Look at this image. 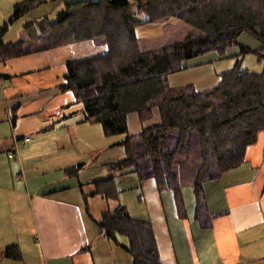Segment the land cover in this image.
<instances>
[{"label": "crops", "instance_id": "0c3cea01", "mask_svg": "<svg viewBox=\"0 0 264 264\" xmlns=\"http://www.w3.org/2000/svg\"><path fill=\"white\" fill-rule=\"evenodd\" d=\"M23 1L0 0V30L7 27L0 45L10 49L7 55L0 51V264H132L87 211V187L95 198L110 196L105 185L95 184L109 178L120 190L112 209L122 204L131 217L153 225L162 264H264V163L259 172L245 160L205 182L193 217L183 189L180 197L160 189L156 179L142 180L134 167L109 168L126 157L121 143L130 135L106 136L101 124L85 120L83 103L61 89L69 62L107 47L93 40L54 47L42 26L57 18L36 24L22 16L55 0H40L10 21ZM65 1L55 3L56 17ZM135 113L143 130L147 121ZM163 190H170L176 215L169 214ZM13 245L19 258L6 256Z\"/></svg>", "mask_w": 264, "mask_h": 264}, {"label": "trees", "instance_id": "16d2710c", "mask_svg": "<svg viewBox=\"0 0 264 264\" xmlns=\"http://www.w3.org/2000/svg\"><path fill=\"white\" fill-rule=\"evenodd\" d=\"M39 2L19 3L10 21ZM132 4L146 20L136 18ZM159 18H177L202 32L139 51L136 28ZM42 27L51 33L54 47L83 40L108 46L101 54L69 62L67 83L61 88L83 103L85 120L101 124L106 136L128 133L130 113L145 121L158 109L160 122L128 136L121 143L126 157L110 164L112 170L134 167L142 180L154 177L160 189L179 191L180 197L181 189L191 186L201 204L204 183L244 163L247 148L264 133V73L237 63L208 89L167 81L168 74L183 69V59L233 45L245 31L259 41L256 51L261 54L264 0H85L67 4L54 23ZM8 48L0 45L6 55ZM248 51L243 45L241 53ZM95 184L105 185L108 194L115 191L111 178ZM93 220L104 236L132 256V264H162L152 224L131 217L126 206L119 204ZM120 236L127 238L126 244ZM6 256L19 258L18 246H8Z\"/></svg>", "mask_w": 264, "mask_h": 264}, {"label": "rangeland", "instance_id": "374dc122", "mask_svg": "<svg viewBox=\"0 0 264 264\" xmlns=\"http://www.w3.org/2000/svg\"><path fill=\"white\" fill-rule=\"evenodd\" d=\"M60 0L52 1L48 4H42L34 8L32 14H25L22 16L24 21L33 20L38 24L42 20L52 21L56 20L57 13L53 12V7L56 2ZM65 1V0H64ZM79 0H67L64 2L71 3ZM99 1V0H91ZM133 12L136 18L142 21L146 20L147 17L137 11L136 4H132ZM202 30L199 28L186 23L183 20L177 18L161 19L147 24L139 25L136 28V35L138 37L139 51H146L150 49H155L162 47L164 45L181 41L187 36H193L195 34L201 33ZM11 35L17 36V32L13 29L9 32ZM97 42V41H96ZM95 42V43H96ZM100 46H108L102 43H96ZM246 46L250 51L246 53H241L242 46ZM260 48L259 41L250 33L242 32L238 37L237 43L222 47V48H212L209 51L194 56L192 58L183 59L181 65L183 69L168 74L167 81L171 86H191L196 90H204L213 87L221 80V72L234 68L236 64L250 72L254 73H264V51L259 54L256 50ZM144 127L153 125L160 122V114L158 109L153 110V116L146 120ZM129 122V132L124 135H136L142 131V126L138 120L137 114L135 112L131 113L128 118ZM120 136V135H117ZM122 146V145H121ZM123 147V146H122ZM263 147H264V133L261 132L258 136L257 142L248 147L247 152V163L244 165L254 166L255 170L262 168L264 163L263 157ZM122 150H124L122 148ZM262 159V160H258ZM264 171V168H263ZM155 179L154 177H151ZM150 178V179H151ZM146 180V179H145ZM114 184V181L112 180ZM111 184V182H110ZM205 185V184H204ZM115 186V184H114ZM105 189V188H104ZM115 189V188H114ZM183 192L185 193L186 206L189 214L193 217L196 206V199L192 193L191 186H185ZM101 190V187L98 189ZM110 193V196L104 197L103 194L99 193L97 198L94 197L93 191L87 187L86 193L88 194V204L90 214L96 219H100L103 212H108L113 210L111 207L112 200L117 199L120 190ZM170 190H163L162 195L164 201L167 205L168 212L170 215H176V209L173 200L170 198ZM211 218V216H210ZM153 226V225H152ZM154 229V227H153ZM155 231V229H154ZM120 240L125 244L127 238L125 236H120Z\"/></svg>", "mask_w": 264, "mask_h": 264}, {"label": "built area", "instance_id": "2783aa9c", "mask_svg": "<svg viewBox=\"0 0 264 264\" xmlns=\"http://www.w3.org/2000/svg\"><path fill=\"white\" fill-rule=\"evenodd\" d=\"M4 57L2 56V54L0 53V60H3ZM25 142H29L30 141V137H24L23 139ZM9 157H14V154H10Z\"/></svg>", "mask_w": 264, "mask_h": 264}]
</instances>
